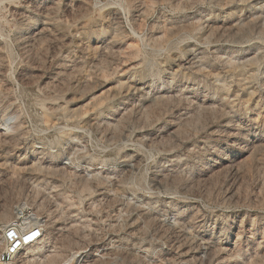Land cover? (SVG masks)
Wrapping results in <instances>:
<instances>
[{
    "label": "rangeland",
    "instance_id": "1",
    "mask_svg": "<svg viewBox=\"0 0 264 264\" xmlns=\"http://www.w3.org/2000/svg\"><path fill=\"white\" fill-rule=\"evenodd\" d=\"M20 208L33 264H264V0H0Z\"/></svg>",
    "mask_w": 264,
    "mask_h": 264
},
{
    "label": "built area",
    "instance_id": "2",
    "mask_svg": "<svg viewBox=\"0 0 264 264\" xmlns=\"http://www.w3.org/2000/svg\"><path fill=\"white\" fill-rule=\"evenodd\" d=\"M43 225L20 208L0 234V264H33L35 258L25 254L43 237Z\"/></svg>",
    "mask_w": 264,
    "mask_h": 264
},
{
    "label": "bare ground",
    "instance_id": "3",
    "mask_svg": "<svg viewBox=\"0 0 264 264\" xmlns=\"http://www.w3.org/2000/svg\"><path fill=\"white\" fill-rule=\"evenodd\" d=\"M1 230V229H0ZM45 233V230L43 229V237H42V239L36 244V245H34L32 248L33 249H38L39 248V246L41 245V243H42V241H43V238H44V234Z\"/></svg>",
    "mask_w": 264,
    "mask_h": 264
}]
</instances>
